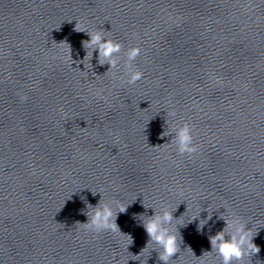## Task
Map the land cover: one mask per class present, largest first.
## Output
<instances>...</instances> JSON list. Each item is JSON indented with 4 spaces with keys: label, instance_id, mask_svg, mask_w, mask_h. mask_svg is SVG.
<instances>
[{
    "label": "water",
    "instance_id": "obj_1",
    "mask_svg": "<svg viewBox=\"0 0 264 264\" xmlns=\"http://www.w3.org/2000/svg\"><path fill=\"white\" fill-rule=\"evenodd\" d=\"M77 20L122 42L116 69L97 49L81 70L90 36ZM133 45L144 76L128 83ZM185 121L191 154L161 135ZM85 186L136 198L117 216L125 233L81 223V196L102 198ZM142 201H181L186 223L213 207L202 232L198 219L177 225L169 264H200L223 205L264 224V0H0V264H141L129 259L149 239L138 214L154 213ZM254 240L260 252L234 264H264V226ZM203 259L221 264L215 251ZM148 264L167 262L153 249Z\"/></svg>",
    "mask_w": 264,
    "mask_h": 264
},
{
    "label": "clouds",
    "instance_id": "obj_2",
    "mask_svg": "<svg viewBox=\"0 0 264 264\" xmlns=\"http://www.w3.org/2000/svg\"><path fill=\"white\" fill-rule=\"evenodd\" d=\"M75 29L86 31L90 36L89 39L82 41V44L85 46L87 51L85 52V55L82 57V59L78 60L79 64L82 62L85 66L81 70L89 72V70L92 69L91 58L93 57L94 51L97 49L99 64H109L110 67L107 71L117 68L118 62L121 59L118 54L121 52L123 47L121 41L112 38L103 29H97L94 31L89 30L88 28L81 26L79 21L75 24ZM140 53L141 47L139 45H133L127 48V59L124 63L125 76L121 78L122 81L126 77L128 83H134L137 80L143 78V71L136 68L133 64V61L137 56L140 55ZM67 54L73 63L70 43ZM86 60L90 62L91 68H89V66L85 63ZM21 98L26 100L27 96L25 95ZM168 132L173 134L170 141L177 146L178 152L191 154L199 150V145L193 142L194 137L189 122L185 121L182 124H174L170 126L166 132H162L161 135H167ZM87 188L91 190L93 195H96L97 192L101 193L102 198L96 204H92L86 200V196H81V199L84 200L87 205L86 209H81V211L86 212V215L88 216L87 221L81 223L84 224L86 228L94 231L107 229L113 232L125 233L121 230L119 224L117 223V216L121 212H126L128 206L136 198L131 202H127L125 199L119 197L105 198L103 191H94L91 187ZM76 191H73L72 193ZM180 202L175 207H170L165 204L160 208H156L149 203H144L142 201L145 208L152 207L154 209V213L152 215H145L144 213L138 214L141 217V224L149 235V239L139 252H131L133 255L129 259L139 260L141 264H148V258L151 256L152 250L156 249L158 251L159 260L169 264L173 258V254L180 251L182 235L180 234L177 225L186 226L187 223L198 219L199 222L197 224V229L198 231H203L205 223L207 220L211 219L213 207L208 205L206 209L208 215L201 218L200 213L205 209L202 205H199L197 210L192 212L186 223L183 219V215L174 216V211L177 209ZM223 206L226 209L225 212H227V206ZM190 207L191 206L187 201L186 212L189 211ZM225 212L221 213L226 221L225 227L210 236L211 250H205L203 254L199 256L194 254L198 259H200V264H205L203 258L205 256L211 255L213 251L218 253L220 256L221 264H234L236 261L243 262L245 257L251 259L254 253L260 252V245L255 242L254 237L259 233V226H264V224H261L257 227H254L253 225L249 226L248 221L251 218L245 219L232 212H230L228 215H225ZM127 234L128 240L124 246L129 249V245L134 242V238L130 233ZM188 247L191 248L192 252L194 253L192 247ZM145 253H147L146 256ZM141 257H144V259H141Z\"/></svg>",
    "mask_w": 264,
    "mask_h": 264
}]
</instances>
